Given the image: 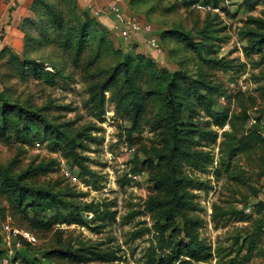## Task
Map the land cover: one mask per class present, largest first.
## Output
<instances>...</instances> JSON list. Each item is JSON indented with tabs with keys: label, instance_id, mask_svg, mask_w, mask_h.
Listing matches in <instances>:
<instances>
[{
	"label": "rangeland",
	"instance_id": "rangeland-1",
	"mask_svg": "<svg viewBox=\"0 0 264 264\" xmlns=\"http://www.w3.org/2000/svg\"><path fill=\"white\" fill-rule=\"evenodd\" d=\"M30 2L14 48L5 28L23 2L0 0V92L56 130L0 96V167L13 178L0 175V231L8 221L38 240L20 263L264 264V0ZM110 4L141 27L127 41ZM191 239L206 258L175 259Z\"/></svg>",
	"mask_w": 264,
	"mask_h": 264
},
{
	"label": "trees",
	"instance_id": "trees-1",
	"mask_svg": "<svg viewBox=\"0 0 264 264\" xmlns=\"http://www.w3.org/2000/svg\"><path fill=\"white\" fill-rule=\"evenodd\" d=\"M32 1V0H31ZM31 3V2H30ZM30 5V4H29ZM22 20V19H21ZM21 22V21H20ZM20 25V23H19ZM18 25V27H19ZM22 29V28H21ZM21 31V30H20ZM125 75L127 77V69H125ZM128 81V78H126ZM173 85H174V77L173 75L170 76V79L167 82V85L165 86L164 90V101L166 103V108L169 112V117L171 120V129H170V148L166 152V158L171 163L173 167V158L176 152H179L181 150L180 146L178 145V131H179V121L177 120L175 116V103H174V97H173ZM0 96L3 98L1 99V102L3 103V106H16L17 109L22 114L23 118L28 117L31 120H35L38 122L41 126L50 129L51 131L56 130V125L52 122H50L44 115H42L39 111H33L29 109H22V107L15 105L11 103L8 99H6L3 94L0 92ZM174 169H171V172L168 174V176L165 178L167 184L170 186L172 195L169 199L171 202V210L174 211L182 202V197L180 196L177 182L175 181L173 177V171ZM0 175L4 180L12 181L13 178L7 170L4 167H0ZM18 184V182H16ZM27 187V186H25ZM40 192H43L46 196H54L51 191L47 189H39ZM259 206V205H258ZM264 207V205H262ZM89 208H93L92 205H89ZM33 249L35 247H32ZM204 247H202V244L197 239H191L188 243H182L180 242L178 244V247L176 251H174L173 257L177 259L180 256H184L190 259H193L195 261H202L206 258L204 253ZM20 255V253H19ZM40 258V257H39ZM36 259V258H35ZM41 259V258H40ZM43 260V259H42ZM155 259L151 258L149 260L148 264H154Z\"/></svg>",
	"mask_w": 264,
	"mask_h": 264
},
{
	"label": "built area",
	"instance_id": "built-area-1",
	"mask_svg": "<svg viewBox=\"0 0 264 264\" xmlns=\"http://www.w3.org/2000/svg\"><path fill=\"white\" fill-rule=\"evenodd\" d=\"M110 13L113 15V27L120 34L123 40L127 41L131 37V31L141 30L140 25L134 18L128 17L123 10L116 4H110ZM148 29V27H143ZM149 44L156 48L157 44L154 39H149ZM261 202L264 204V182ZM0 244L2 251L0 252V264H22L20 263L19 252L27 245L36 247L38 240L28 230L19 228L10 222H4L1 225ZM37 256V253H35Z\"/></svg>",
	"mask_w": 264,
	"mask_h": 264
},
{
	"label": "crops",
	"instance_id": "crops-1",
	"mask_svg": "<svg viewBox=\"0 0 264 264\" xmlns=\"http://www.w3.org/2000/svg\"><path fill=\"white\" fill-rule=\"evenodd\" d=\"M31 0H22L23 3H20L19 6H16V9L13 10V13L16 14V12H18L21 7V13L18 14L17 16L16 15H13V17L11 18V22L6 26L5 28V36H4V39L3 41L5 42H8L11 46H13L14 48H18L19 47V44L18 41H19V37H20V31H19V28H18V25L21 21V17L20 16H23L25 15L26 11H27V6L29 5V2ZM24 4V5H23ZM12 15V13H11Z\"/></svg>",
	"mask_w": 264,
	"mask_h": 264
}]
</instances>
